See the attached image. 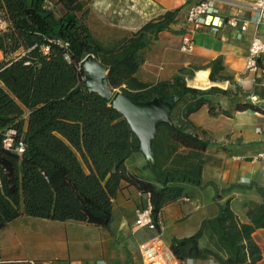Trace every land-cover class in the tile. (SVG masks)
Wrapping results in <instances>:
<instances>
[{
    "label": "trees",
    "instance_id": "1",
    "mask_svg": "<svg viewBox=\"0 0 264 264\" xmlns=\"http://www.w3.org/2000/svg\"><path fill=\"white\" fill-rule=\"evenodd\" d=\"M46 1L0 0V16L8 22L0 32V227L28 215L108 228L112 200L124 182L149 195L157 221L161 208L181 196L185 184L202 187L210 138L188 116L203 104L216 115L219 110L209 95L220 89L188 87L186 68L154 83L136 77L144 49L170 29L178 9L103 43L86 23L89 0H49L52 6ZM89 53L107 67L109 85L130 99L177 97L171 121L156 124L154 158L146 163L152 180L126 167V160L138 152V139L126 120L107 99L84 88L80 62ZM221 69L216 58L209 79L217 81ZM8 135L11 143L6 146ZM19 141L21 152L16 150ZM256 189L262 200L245 203L247 221L240 220L229 199L217 202V214L203 219L196 232L172 238L174 255L180 260L210 257L218 264H258L262 252L253 233L264 229V187ZM201 238L206 239L203 247Z\"/></svg>",
    "mask_w": 264,
    "mask_h": 264
},
{
    "label": "crops",
    "instance_id": "2",
    "mask_svg": "<svg viewBox=\"0 0 264 264\" xmlns=\"http://www.w3.org/2000/svg\"><path fill=\"white\" fill-rule=\"evenodd\" d=\"M197 1L89 0L86 23L97 40L107 43L136 31L168 10L178 9L170 29L161 31L144 49L143 62L136 72L142 82L169 80L180 68H186L188 84L197 75L195 83L204 85L211 62L220 59L222 69L216 73L218 80L213 87L222 91L209 95L218 113L211 115L203 104L188 116L210 138L206 149L210 160L202 169V187L185 184L183 194L161 208L156 229L135 225L136 212L150 203L149 195L125 182L112 200V221L108 228L75 220L21 215L0 227L3 259L33 260L40 264H142L139 243L157 237L169 246L172 238L193 234L203 219L217 214V202L229 199L240 220L247 221L245 203L260 202L262 198L256 187H264V162L255 159L256 153L264 150V74L259 69L245 68L254 24L250 22L247 30L240 31L229 26L226 18L238 9L244 16L251 15L248 4L253 0H217L212 19L215 25L195 31L191 51H184L181 42L186 30L185 16ZM46 3L52 6L51 1ZM251 95L260 101L252 102ZM146 163L140 152L133 153L125 162L130 171L152 180ZM231 185L234 187L229 188ZM216 193L219 200L215 199ZM256 235L264 237V229L253 233L257 242ZM205 244L206 239L201 238L199 245ZM260 249L262 258L258 264L264 261V251L261 246ZM181 261L182 264H218L210 257Z\"/></svg>",
    "mask_w": 264,
    "mask_h": 264
},
{
    "label": "built area",
    "instance_id": "3",
    "mask_svg": "<svg viewBox=\"0 0 264 264\" xmlns=\"http://www.w3.org/2000/svg\"><path fill=\"white\" fill-rule=\"evenodd\" d=\"M217 0H199L191 5L186 13L185 22L186 30L181 42V49L191 51L193 46V33L206 26H214L213 15L216 12L215 2ZM51 6V3H48ZM251 15L244 16L241 10L238 9L235 14L229 15L226 22L231 27H236L240 31H245L250 22L255 26L248 49L245 68L247 71L260 70L264 74V0H253L248 4ZM7 20L0 16V32L7 28ZM60 44V43H59ZM48 47H43V51H47ZM1 53V52H0ZM68 59V56L66 55ZM252 102L257 103L259 98L256 95H251ZM6 146L10 145L11 138L9 135L4 139ZM23 143L18 142L16 150H23ZM255 159L264 162V150L259 151L255 155ZM135 225L142 227L146 226L150 229L157 228V221L152 218L151 205L139 209L136 212ZM138 251L141 256L142 264H182L169 246L164 245L157 237L146 239L139 243ZM0 264H40L33 260L7 261L1 257L0 249Z\"/></svg>",
    "mask_w": 264,
    "mask_h": 264
},
{
    "label": "water",
    "instance_id": "4",
    "mask_svg": "<svg viewBox=\"0 0 264 264\" xmlns=\"http://www.w3.org/2000/svg\"><path fill=\"white\" fill-rule=\"evenodd\" d=\"M84 74V88L88 92H96L108 100L109 105L117 110L128 123L130 129L138 139L137 149L146 160H153L154 154L151 142L156 135L158 122H170V113L177 101L175 95L166 99L153 96L146 101H134L119 89L112 88L107 80V67L93 54L89 53L80 62ZM197 76V75H196ZM193 88L212 87L216 81L206 78L207 84L195 83ZM207 87V88H208Z\"/></svg>",
    "mask_w": 264,
    "mask_h": 264
},
{
    "label": "rangeland",
    "instance_id": "5",
    "mask_svg": "<svg viewBox=\"0 0 264 264\" xmlns=\"http://www.w3.org/2000/svg\"><path fill=\"white\" fill-rule=\"evenodd\" d=\"M46 5H49L48 3H46ZM109 42V41H108ZM3 56H2V54L0 53V58H2ZM185 83H186V85L188 86V87H191L189 84H188V82L186 81V79H185ZM218 89H220V90H213V91H211V95L212 94H214V93H216V92H221V88H219V87H217ZM198 89H201V90H204V91H206L207 89H209V88H207V89H202V88H198ZM214 103V102H213ZM215 104V103H214ZM216 105V104H215ZM256 240H257V242L258 243H260V246H261V248H262V250H264V237H262V236H260V235H256ZM260 264H264V261H262Z\"/></svg>",
    "mask_w": 264,
    "mask_h": 264
},
{
    "label": "bare ground",
    "instance_id": "6",
    "mask_svg": "<svg viewBox=\"0 0 264 264\" xmlns=\"http://www.w3.org/2000/svg\"><path fill=\"white\" fill-rule=\"evenodd\" d=\"M262 251H264V250H262Z\"/></svg>",
    "mask_w": 264,
    "mask_h": 264
}]
</instances>
